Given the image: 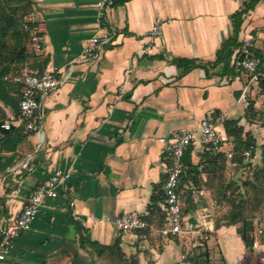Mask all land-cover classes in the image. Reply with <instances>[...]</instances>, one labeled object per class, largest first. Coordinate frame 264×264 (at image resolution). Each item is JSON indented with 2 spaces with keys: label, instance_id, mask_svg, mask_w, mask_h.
Returning <instances> with one entry per match:
<instances>
[{
  "label": "crops",
  "instance_id": "1",
  "mask_svg": "<svg viewBox=\"0 0 264 264\" xmlns=\"http://www.w3.org/2000/svg\"><path fill=\"white\" fill-rule=\"evenodd\" d=\"M33 1V19L42 29L39 55L47 59L43 71H53L61 83L41 99L40 129L12 126L22 128L23 138L15 151H0V228L18 217L28 195L53 173L68 172L70 177L12 243L3 264H94L100 254L80 243L78 229L101 246L118 238L125 258L138 264L189 260L202 239L211 262L214 243L225 264H242L247 252L235 246L236 228L222 226L203 235L213 222L207 209L194 203L183 215L199 229L192 234L162 237L152 225L141 238L119 234L105 219L148 208L169 166L162 139L196 132L202 118L220 115L240 120L253 132L255 125L246 124L244 114L248 99H255V87L243 97V83L226 82L229 74L213 65L216 51L232 35L231 15L247 0H123L117 7L106 0ZM157 18L163 21L161 35L145 51L146 33ZM101 33L110 35L109 43L96 58L84 59L86 42ZM242 40H249L264 58V0L243 16L240 45ZM173 59L201 66L181 75ZM25 72L38 71L25 63L20 74ZM255 100L259 109L261 98ZM3 110L0 123L16 116ZM201 151L196 138L194 164ZM222 151L228 152L226 144ZM189 187L181 189L185 200Z\"/></svg>",
  "mask_w": 264,
  "mask_h": 264
},
{
  "label": "trees",
  "instance_id": "2",
  "mask_svg": "<svg viewBox=\"0 0 264 264\" xmlns=\"http://www.w3.org/2000/svg\"><path fill=\"white\" fill-rule=\"evenodd\" d=\"M261 1L263 0H247L242 9L231 15L232 35L220 45L213 61V65L222 67L223 74L231 73L229 68L230 59L234 50L240 47L238 34L243 16ZM109 2L111 7H117L124 3L123 0H109ZM34 12L33 0H0V104L2 105L0 107V119L4 118L3 108H8L14 115H18V102L21 97V87L4 80V78L20 74L21 67L25 63L30 64L32 68H36L38 73L43 72L47 64V59L41 57L39 53L34 52L30 47L33 28L37 25L33 19ZM103 18V16L100 18L102 24H104ZM256 55L261 63L258 67L260 75L255 86L257 91L255 99L261 98L263 102L260 108L256 109V100L248 99L244 119L249 126L256 124L258 121H264V58L259 53H256ZM171 63L180 70L181 75L201 66L191 59H173ZM239 121L238 119H224L222 123L224 136L222 145L226 144L228 146L231 159L227 158L226 152L213 153L208 146L203 145L198 162L194 164L192 162L193 145L186 149L182 157L185 170L181 176L179 190L183 188V184L187 187L190 186L185 193L187 201L192 189L213 191L215 198H217L216 202L219 205L226 204L228 210L221 219L218 221L213 220V229L203 233V235L209 237L222 226H233L236 228V234L246 252L252 253L254 251L252 245L256 227H261L264 219L261 212L249 213L247 204L252 199L251 202L257 201L258 203L264 198V145L261 147L260 153L262 167L255 169L251 175L252 177H246L239 184L234 177L237 175V171L249 168L256 149L252 134L249 130H246L245 126L240 125ZM21 132L22 128L15 129L13 127L3 131V138H0V151H15L17 144L23 138ZM248 150H250V157L247 158L243 156V153ZM231 172H234L232 176H230ZM214 184H216V187H214ZM162 187L163 185L154 189L147 208L149 216L146 218V223L149 227L154 225L157 229L163 228L166 219V213L160 207L163 199ZM241 187L244 188L245 192L238 191ZM235 190L238 192H235ZM247 190L251 191V198L247 197ZM188 202L190 204L184 206L183 215L194 209L192 201ZM78 232L79 241L82 245L84 244L99 254L112 255L115 253L125 264H138L133 259L125 258L119 247L118 238L111 246H101L88 241L80 229H78ZM201 242L202 246L198 247L195 254L186 261L197 264L199 258H205L207 264H212L210 251L207 248V240L202 239Z\"/></svg>",
  "mask_w": 264,
  "mask_h": 264
},
{
  "label": "built area",
  "instance_id": "3",
  "mask_svg": "<svg viewBox=\"0 0 264 264\" xmlns=\"http://www.w3.org/2000/svg\"><path fill=\"white\" fill-rule=\"evenodd\" d=\"M110 4L109 0L105 1ZM102 7V6H101ZM163 21L155 19L151 28L146 33L147 42L144 43L145 51L149 50L150 43L158 39L162 32ZM42 29L36 25L33 28L30 39V47L36 52L41 51ZM110 41L107 33L93 35L83 48L84 59H94L98 56L101 47ZM260 59L255 53L253 44L249 40H242L240 47L235 51L230 65L231 73L225 77L226 82H242L241 95L247 96L252 87L258 82V67ZM4 80L21 87V97L18 102V115H8L5 122L0 123V130H9L12 126H23L26 131L37 132L40 129V117L38 110L41 99L50 91L57 88L61 83L53 71L25 72L23 74L7 76ZM224 116L205 117L199 121L196 132L182 131L173 140L162 139L164 144V155L169 166L166 173V180L162 187L163 199L160 207L166 213L163 228L157 230L162 237L179 236L198 232L196 224L186 219L182 212L184 209V195L179 190L181 176L185 170L182 157L186 149L193 145L196 138L205 146H208L213 153L222 152V141L224 136L221 133ZM227 158L231 159V153L226 152ZM244 157H250V150L243 153ZM234 166V164H232ZM68 172L57 171L53 173L44 183L38 185L28 195L18 217L11 223L0 228V264H3L6 254L12 243L24 232L31 228L41 208L48 200L56 199L69 179ZM204 197L203 191L191 190L190 198L194 204L199 203ZM149 212L133 211L122 214L113 219L106 218L115 230L120 233H138L145 238V232L150 229L146 223ZM73 220L83 224V220L77 214H73ZM262 230L256 227L252 249L258 246ZM177 264H195L186 260H180Z\"/></svg>",
  "mask_w": 264,
  "mask_h": 264
},
{
  "label": "rangeland",
  "instance_id": "4",
  "mask_svg": "<svg viewBox=\"0 0 264 264\" xmlns=\"http://www.w3.org/2000/svg\"><path fill=\"white\" fill-rule=\"evenodd\" d=\"M256 93H257V91L255 90V95H256ZM262 102L263 101L261 99V104H262ZM254 125H255L254 128L251 127V129H254V130H252L253 132H251V130H249V131L255 140L256 149L254 152V156L251 159V163H250L249 168L237 171V175L234 177V179L236 181H238L239 184L242 181H244L246 179V177H248V178L252 177L251 175L255 169L262 167V160H261L260 153H261V147L264 145V121H258ZM234 172H231L230 176H232ZM214 187H216V184H214ZM197 191H203V190L199 189ZM238 191H240L241 193L245 192L243 187H241ZM238 191L235 190V192H238ZM205 192H207L206 196L201 198L199 203L195 204V206H200L202 208L207 209V211H208L207 212L208 213L207 219L211 220V222H213V220L218 221L219 219H221L226 214V212L228 210V206L226 204L219 205L216 202L217 198H215L213 191H211V192L205 191ZM246 195H247V197L251 198L252 197L251 191L247 190ZM252 200L248 201V204H247L248 212L251 214L261 212L263 215V219H264V198L262 201H260L258 203H257V201L251 202ZM188 201H190V202L192 201L190 197H188ZM188 201L187 200L184 201L185 205H187L189 203ZM192 206H193V204H192ZM260 228L263 232L261 233V236L258 239V246L256 249H254V251L252 253H248V252L246 253L245 259L243 260L242 264H264V221H263V225ZM238 238H237V240H235V246L239 245V247L242 249L243 244H242L241 240ZM234 248H236V247H234ZM211 251L213 254L212 255V257H213L212 258L213 259L212 264H225L224 260L222 258L218 244L213 243L211 246ZM94 264H125V263L123 260L118 258L117 254H115V253L112 255L103 253L100 255L95 254Z\"/></svg>",
  "mask_w": 264,
  "mask_h": 264
},
{
  "label": "water",
  "instance_id": "5",
  "mask_svg": "<svg viewBox=\"0 0 264 264\" xmlns=\"http://www.w3.org/2000/svg\"><path fill=\"white\" fill-rule=\"evenodd\" d=\"M197 264H207V261L205 258H199Z\"/></svg>",
  "mask_w": 264,
  "mask_h": 264
}]
</instances>
